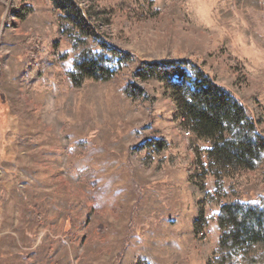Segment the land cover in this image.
<instances>
[{"label": "rangeland", "instance_id": "1", "mask_svg": "<svg viewBox=\"0 0 264 264\" xmlns=\"http://www.w3.org/2000/svg\"><path fill=\"white\" fill-rule=\"evenodd\" d=\"M57 1L0 0V264H208L218 205L264 196V174L243 170L218 189L210 144L192 147L167 83L134 76L183 61L264 137V0H68L129 58L80 87Z\"/></svg>", "mask_w": 264, "mask_h": 264}, {"label": "trees", "instance_id": "2", "mask_svg": "<svg viewBox=\"0 0 264 264\" xmlns=\"http://www.w3.org/2000/svg\"><path fill=\"white\" fill-rule=\"evenodd\" d=\"M67 1L58 0L57 5L65 10L67 38L77 50L73 67L67 72L70 82L80 87L88 80L113 78L127 63L128 54L112 49L99 38L82 13ZM142 2L147 10L154 8L152 0ZM259 2L236 0L237 4L253 7ZM135 74L167 83L190 132L192 147L198 150L199 142L210 144L202 150L207 162L205 172L213 176L218 189L226 177L243 170L264 174V137L256 131L244 107L201 70L183 61H159L146 64ZM122 92L134 96L129 86ZM150 141L158 149L164 148V139ZM215 220L221 235L208 264H264V196L256 201L227 199L218 205ZM138 263L149 264L141 258Z\"/></svg>", "mask_w": 264, "mask_h": 264}, {"label": "built area", "instance_id": "3", "mask_svg": "<svg viewBox=\"0 0 264 264\" xmlns=\"http://www.w3.org/2000/svg\"><path fill=\"white\" fill-rule=\"evenodd\" d=\"M200 235H204V232H200Z\"/></svg>", "mask_w": 264, "mask_h": 264}]
</instances>
